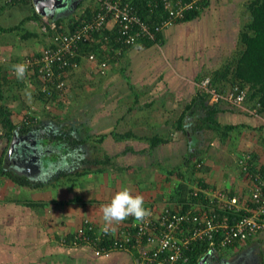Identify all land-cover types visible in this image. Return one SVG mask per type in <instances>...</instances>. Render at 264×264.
Listing matches in <instances>:
<instances>
[{
  "label": "rangeland",
  "instance_id": "rangeland-1",
  "mask_svg": "<svg viewBox=\"0 0 264 264\" xmlns=\"http://www.w3.org/2000/svg\"><path fill=\"white\" fill-rule=\"evenodd\" d=\"M220 1L223 3V0ZM234 1L236 3L233 4L231 11L228 12L229 19H231L232 22L231 24L227 25L225 20L222 26L223 29H221L225 31V33L229 31V34L227 35V43L228 40L231 41L234 38L230 48L233 50L230 51V53H228L226 56L219 54V58H213V61H210L212 59L207 60L205 53L207 38H205L203 39V43L198 42L197 44V50L194 51L196 58L201 57L203 62H217V67H221L224 65V62H226L225 58L228 59L231 56L233 57L241 49L239 34L243 24L247 21V16L245 13L247 0ZM86 2L89 1L86 0ZM223 4H218V7H214L215 10H208L206 15H208L210 18L213 14L218 13L216 9L220 6H223ZM15 7V13L11 11V8L10 10L8 9L9 11L5 10L0 12L1 27H10L11 25H15L20 20H22V18H24L23 14L28 15V13H30V11H28L27 8L22 5ZM19 12L22 13V16ZM17 14H20V16L18 17ZM65 14L67 13L62 14V16ZM217 17L218 16H216V19ZM204 24L205 23L201 22L200 26L203 28ZM205 25V27H209L208 24ZM213 25L215 26V23H213ZM183 29V35H179L180 37L176 39L173 35L174 27L170 28L169 34L172 37L167 38L166 44L162 48L167 55V59L169 58L170 61L171 57L169 55L168 49L180 53L182 61L187 51L181 50V52V47L179 48L177 45L178 43L175 44V42H179L181 39L186 42L187 40H190V38L198 40L203 36L201 33H198L199 28H194L191 30L190 26L183 25ZM217 30L220 32V29ZM22 33L23 32L8 36L2 33L0 35V65H3V68L5 67L4 71H6L5 75L7 77L5 81H0V90L3 92V101H0V104L4 103L3 105L10 109L11 120L15 124L21 125L23 122H27L29 120L28 117H35L37 123L32 125V127H37L39 125L47 126L46 134L40 130L35 131L36 127L32 128L29 131V138H27L26 143L29 146V153L32 149H37L40 154L42 152L41 165L44 164V166H48L46 174H50V176H56L57 172H59L61 168L67 167L68 160L62 156L61 151H59L58 148H55L58 146L51 144L45 139V136L43 135L50 137L52 134H58L59 131L63 133H71L73 129L75 130L77 127L81 126L82 128L87 129V133L91 134L93 139L89 140L88 144L85 145L86 148H83L82 146L78 147L77 151H79V153L82 149H85L84 154L80 153V155L76 150L70 152L71 154L79 156L85 160L91 158V152L89 151V148L91 147L90 145L98 147L102 151L100 156H103V154L114 155L117 153H123L126 147L129 146L134 149V151H137V153L134 155L127 153L125 155L119 156L115 163L118 164L117 167H126V165L133 163L132 165H140V170L136 169L137 167L132 166V171L126 173L117 171L116 173L113 169L108 168L95 177H89L92 179L91 182L90 179L88 180L89 185L94 183V187H100V189L103 190L102 193H95V198L105 194L104 197H102L99 201H107L106 204L111 202L112 198L117 192L125 188L129 189L133 195H142L145 201L144 204L150 202L159 204L164 201L168 202L163 196L172 191L179 184H184L187 189L192 191L202 188L199 186L201 181L200 179H202L204 183L208 185V188H228L231 184H233L235 187L237 185H242L240 183V179L237 178L240 171L237 162L238 158L241 156L237 155V153H239V150L241 149L248 151L254 149L256 151L255 148L257 146L256 142H254V135H250L246 129L243 128L230 133V136L224 142H221L217 133L211 131L203 132L196 135V137L193 136L195 140L194 142L192 141V144L194 143L193 145L195 149L203 150L202 164H204V166L210 167L211 171L209 174H206L202 177V173L197 170L198 166H196L195 172H191L190 170L186 171L185 177L187 180L184 183L183 180L174 176L172 178L163 179V175H161L162 172L157 170L155 166L151 165V159L146 156V153H139V151L142 149L148 148V144L144 140L114 141V139L108 135L101 144L94 142L99 137V135L109 134L111 132L118 134L131 132L133 135L139 138L152 137L156 134H159L162 138H169L172 143L164 146L163 148V152H166V156H168L166 164H168V166L171 164L170 167L178 165L182 166L184 161L183 156L187 155L188 151L193 149V147H189L188 145L191 142L190 140H193V138H184L181 133L175 132L174 127L172 126L180 116L181 111H177L173 105H170L169 109L161 107L158 101L156 103L157 106L155 109L151 108L147 110L145 109L143 111H129L128 109L131 107L143 106L149 101H155L156 98L152 97L150 99L147 98V96H140L136 101L134 99V92L127 89L128 85L126 82H122V80H120V82L114 84L113 79H108V83L105 79L106 77L99 79V77L102 76L100 74L93 75V73H95V69L93 66H91V63H81V65L77 66L76 68L62 73V79L60 82H63V86L61 90H58L56 89L55 85V91L57 94L55 100L51 99L40 101L37 97L38 89L40 90V87L37 88L35 84H32L27 72L23 80H18L13 70L10 68L6 70V66L10 65L12 61L11 57L9 56L12 52L10 51V54L6 53L4 55V44H11L10 46L16 44V47L18 46L19 48L18 53L22 55V59L25 56H31L34 54V49L30 48V45H28V43L32 44L31 42H34V40L22 38ZM171 39L173 43L169 42ZM209 43L212 48V39ZM193 44L196 45V42ZM10 46H8V49H12L9 48ZM21 46L22 48L20 49ZM36 48L37 51H39V49H41V45H37ZM14 54L16 55L17 53L14 52ZM117 61V67L119 69L120 67L124 68L127 58L121 57ZM200 62L201 61H198V63ZM169 66L176 68V65H172V63H169ZM2 75H4V73H2ZM60 76L61 75L59 74V77ZM119 77L122 76L119 75ZM45 89H47V86L44 84L41 87V91H44ZM134 91H136V89ZM119 97L120 99H117ZM225 117H229V115L221 116L219 119L223 120ZM34 141L35 145H32L31 143ZM237 146H239L241 149H237ZM62 147H64V145H62ZM52 150L53 154H51ZM4 153L5 152L1 153L0 155H4ZM227 155L230 156L232 163L229 165L231 170L228 176L224 174L225 171L223 170V165H225L224 162L228 157ZM159 156L162 157V155ZM168 166L164 165V168L168 170ZM183 169L184 168L182 167L180 172H184L185 170ZM57 178L58 177L56 176V179ZM61 182L64 183V181ZM68 186L69 185L67 184L65 186H55L49 191L51 193H53V190L60 192L63 189H68ZM91 186L89 190L91 189ZM78 188L79 189L75 188L74 186L70 188L72 197H74L73 191H79L80 186ZM78 195H81V192H79ZM92 195V193L89 194L88 192V199ZM99 210L101 209L99 208ZM216 259L217 262L223 259L228 260L227 262H230V264H263L264 236L263 238H260V240H254V242L248 243V245L241 249L237 248L234 251H228L227 255H223L222 258Z\"/></svg>",
  "mask_w": 264,
  "mask_h": 264
},
{
  "label": "crops",
  "instance_id": "crops-1",
  "mask_svg": "<svg viewBox=\"0 0 264 264\" xmlns=\"http://www.w3.org/2000/svg\"><path fill=\"white\" fill-rule=\"evenodd\" d=\"M73 1L75 6L72 11L63 16L61 13L59 14V17L61 16L64 19H67L72 15L76 16V14H78V12L85 7L78 8V5H81V3H84L83 5H85L86 0ZM223 3L220 0L209 1L207 8L208 10H213L214 7H218V4H223V6H220L216 9L218 13L213 14L210 18L208 15H206V10L205 12H201L198 19H194L190 22L176 23L171 26L174 27L173 35L176 39L180 37L179 35H183V25L190 26L191 30L194 28H199L198 33L203 35L202 38H199L198 40L190 38V40H187L186 42L183 39H181L179 42H175V44L178 43L177 45L179 48L181 47L180 51L187 50L183 61L181 60L182 57L180 53L168 49L171 61H173L171 62L169 58L167 59V55L162 49L166 44L167 38L172 37L169 34L171 28L169 27L162 34L163 40L159 42L158 45L151 44L148 47L138 46L124 51L122 57L127 58L125 63L127 66L125 65L124 68L126 69H124L122 72L123 74L121 73L123 68L120 67L119 69L116 65L118 63L117 61V63H107V69L104 75L98 73L95 63H91V66H93L95 69V73H93V75L100 74L102 77H99V79L106 77L105 79L107 80V83L108 79H113L114 84L120 82V80H122V82H126L128 85L127 89L134 92V99L136 101L140 96H147V98L150 99L152 97L156 98L155 101H149L143 106L131 107L128 109L129 111H143L145 109L147 110L151 108L155 109L157 106L156 103L158 101L161 107L169 109L170 105H173L177 111H181L182 113L185 110L188 102L191 101L198 90L196 85L198 83L197 79L201 78L203 75H205V73L207 74L208 72L219 68L217 67V62H203L201 57H195L194 51L197 50L196 48L198 42L203 43V39L207 38L205 53L207 60L212 59L210 61H213V58H219V54L226 56L228 53H230V51L233 50L230 48L234 38L231 41L228 40L227 43V35L229 34V31L225 33V31L221 29H223L222 26L225 20L227 25L231 24L232 20L229 19L228 12L231 11V7L236 2L234 0H223ZM14 10H16V7L11 9L13 13H15ZM20 14L22 16V13ZM20 14H17V16L19 17ZM29 14L30 13H28V15ZM23 16L26 17L27 15L23 14ZM216 16H218L217 19ZM201 22L208 24L209 27H205L206 25L204 24L202 28L200 26ZM213 23H215V26ZM25 27L36 30L37 32L36 24L33 21L26 24ZM217 29H220V32ZM211 39L212 48L209 43ZM33 40L34 42L30 41L32 44L28 43V45H30V48L34 49L35 52L37 51L36 46L40 44L38 40L40 42L41 40L42 42L45 41L40 39V37L38 40L35 38H33ZM169 42L173 43L172 39L169 40ZM194 42H196V45L193 44ZM10 45L11 44H4V55L6 53L10 54L12 52L9 55L11 57L12 63L15 61L17 56H21L22 59V55L18 53V46L16 47V44L13 46ZM40 45L42 46V44ZM8 46H10L9 48L12 49H8ZM21 48L22 46L20 49ZM14 52L17 54L15 55ZM88 55L89 54L81 56L78 66L81 65V63H90L87 60ZM20 60L18 61L20 62ZM226 60L227 59L225 58V61ZM198 61L201 62L198 63ZM19 62H16L15 64ZM169 63L176 65V68L170 67ZM119 75L122 77H119ZM135 89L136 91H134ZM117 99H120V97ZM228 106L230 109L222 106L221 103V106L219 107L226 112L218 114L217 120H219L220 123L223 122V125L244 124L247 128L243 129H246L250 135H254V142L257 144L255 148L257 152L254 149L251 151L243 150L237 146V149H241L237 155L242 156L245 153H252L254 156L253 161L255 163V168H264V128H261V126L264 125V114L254 115L252 113L254 110L249 108L247 104H243L242 108H235L230 105ZM225 115H229V117H225L223 120L219 119L221 116ZM174 124L172 125L173 127ZM240 129L241 128L238 130ZM156 135L161 137L159 134ZM194 140L195 138L193 137L192 141L194 142ZM10 143L11 141L8 143L5 139L0 138V154L3 152L6 153V151L9 149ZM193 144L192 147L195 148ZM188 145L190 147V144ZM51 154H53V150L51 151ZM162 154V157H160L159 155L161 154H159L158 151H154L153 153L146 152V156L151 159V165L155 166L157 170L162 172L161 175H163V179H167V172L164 173L163 168L164 165L168 166V164H166L168 156H166V152H163ZM121 155L125 154L119 153V156ZM74 158L75 157L73 156L72 159ZM12 159L14 158H11L10 162L7 163L5 162L4 155V158H2L1 161V167L2 165L4 166V164H6L7 170L9 165H11ZM116 160L117 158L115 161ZM72 163V161H68L67 167L62 169L66 171L71 169V171L75 172V167L72 165ZM224 163V174L228 176L231 170L229 165L232 164L230 156L227 157ZM132 164L126 165V167L131 168L132 166H135L137 167L136 169H141L139 168L141 167L140 165ZM170 165L168 166V169H174L175 166L170 167ZM46 168L48 169L47 166ZM47 169H44V175L46 177L49 175L50 177V174H46ZM132 170L133 169L131 168L129 170H123L122 172L126 173ZM115 172L117 173V171ZM237 178L240 179V183L242 185H237L236 187L242 190L243 186L246 184V181L241 171H239ZM48 181H31V183H42L44 186L43 188H32L30 186H20L11 181V179H9L7 176L0 174V264H138L137 255L134 252L110 251L106 254L96 255L93 248H91L92 246L90 245H72L71 243H62L61 239L65 235H69L75 231L85 219L92 222V224L97 227V230H109V232L112 233L116 232L120 228L121 224L112 223L109 225L103 220L102 206L106 205L107 201H99L102 197H104L105 194L95 198V193H102L103 190H101L100 187H94V183L91 184L92 186L90 193H92L93 196H90V198L93 197L96 202H86L83 205L73 202V199L80 196L78 195L80 190L73 191L74 197L71 196L70 188L63 189L60 192L53 190V193H51L49 190L54 188V186H48ZM62 183H59V185L65 186ZM228 188L233 189L235 186L231 184ZM87 193L84 199H88ZM82 194L83 192H81V195ZM159 204L162 205L161 203ZM157 206L158 204L153 202L144 204L145 208H156ZM99 208L101 210H99ZM260 238H263V236ZM63 239L66 241L65 237Z\"/></svg>",
  "mask_w": 264,
  "mask_h": 264
},
{
  "label": "trees",
  "instance_id": "trees-1",
  "mask_svg": "<svg viewBox=\"0 0 264 264\" xmlns=\"http://www.w3.org/2000/svg\"><path fill=\"white\" fill-rule=\"evenodd\" d=\"M89 1V0H88ZM210 0L205 1L200 10H190L187 12L183 19L179 20L177 23H184V22H190L194 19H198L200 17V14L202 11H208V4ZM83 2V1H82ZM133 7L137 10L138 15H140L144 20L148 22H156L158 23L161 18L164 17L165 14H163L164 6L163 4H160L158 1L156 2V7H154L153 12L149 10L147 7V0H131ZM81 3V5H78V8L84 7L81 9V11L76 14V16L68 17L67 19H64L63 17H56L54 20L58 24H64L66 25L67 31H72L79 23L81 22H88L92 17V12L94 11V8H91V4L89 2ZM22 5L25 8H27L28 11H30V14L26 17L22 18L17 24L11 25L10 27H1L0 26V35L2 33L8 35H15L20 34V32H23L21 34V37L24 39H33L35 38L38 40L43 39L45 42H41L38 40L40 44H42L41 49L51 47L50 44V35L42 33L40 31V20L41 15L38 14L35 11V8L33 6L32 0H13L11 2L7 0H0V12L5 10H10V8H14L15 6ZM245 7V13L247 16V21L243 24L242 29L239 34V42L241 45V49L238 51L236 55L233 57L231 56L224 62V65L219 67L218 69L208 72L207 74L203 75L201 78L197 79V82H201L204 78H209L211 84L219 91H225L227 88L231 86H237L239 89L245 91V100L244 104H247L249 108L253 109L256 114H264V0H247ZM8 10V11H9ZM35 22L36 24V30L26 28L25 25L29 22ZM101 37H98L95 35L96 38H99L100 41H93V42H86L82 43L79 46V49L76 52V56L73 59L74 62L79 63L81 56L87 55L92 53L97 61L99 63L105 62V63H116L117 60H119L122 57V54L125 50L129 48H135L138 46L148 47L149 45L153 44L148 40H142L138 45H135L133 47H127L121 44L120 42L116 41V30L115 28L109 29L108 26L105 27ZM106 37V40H105ZM157 40L161 42L163 40L162 34H159L157 36ZM41 54V51H35L34 54L31 56L39 57ZM30 56V55H29ZM29 56H25L22 60H20V57H16L15 61L13 63L11 62L10 65L6 66V70L8 68L12 69V65H14L16 62L23 63L26 58ZM3 65H0V81L6 80V71L5 67H2ZM56 68H54L55 70ZM70 69H65L63 71H58L56 69V73L60 74L61 76L56 79V76H54L53 80L49 83H45L47 86V89L44 91H41V87L43 82L39 79V74L37 72V69L34 68L33 73H27L29 76V79L31 80L32 84H35L37 88L40 87V90L38 89V99L40 101H46V100H55L57 97L56 91H55V85L62 79V73L65 71H68ZM124 71V68L121 70V73ZM4 73V75H2ZM123 74V73H122ZM3 92L0 90V101H3ZM16 99V97H15ZM4 104V103H3ZM3 104H0V138L5 139L8 143L11 141L14 134L18 135H25L26 133H29V131L36 127H32V125L37 123V120L35 117H28L29 120L26 122H23L21 125L15 124L11 120V111L9 108L4 106ZM220 104V105H219ZM224 104V105H223ZM227 103H222V106H225L230 109ZM219 106H221V102L219 103H210L208 100V95L203 90L198 89L196 91L195 96L191 99V101L188 102V104L185 107V110L180 114L178 119L174 122V131L181 133L184 138L186 139H192L193 136L198 135L199 133H203L206 131H211L214 133H217L220 137L221 142H224L228 139L230 136V133L237 131L239 128H247L244 124L240 125H223L222 123L217 120V115L220 113H224L226 111H223ZM231 111V110H230ZM234 112V111H232ZM39 123V121H38ZM39 125V124H38ZM264 128V125L261 126V128ZM36 130L43 131L44 134L47 133L46 129L47 126L45 125H39L35 128ZM45 131V132H44ZM73 132V133H72ZM71 133H63L60 132L58 134L53 135L50 137L47 135L45 136V139L49 141L51 144L58 146L55 148H58L59 151H61L62 156H64L68 161H72L73 166L75 167V172L70 171H64L60 170L57 172V179L56 176L51 175L49 179V185L48 186H59V183H62L61 181H64V185H69L68 187L71 188L72 186L78 188L80 186V192H83L82 195L78 196L77 198L73 199V202H77L80 204H85L86 202H96L93 197L90 199H84L87 192H91L89 190L90 186L88 180L89 177H95L96 175L102 173L106 169H114L115 171H123V170H129L131 168L128 167H117L118 164L115 163V159L119 157V154L114 155H108L103 154V156H100V153L102 152L98 147L92 146L89 148V151L91 152V158L83 159L79 156H76L74 154H71L73 150L78 149V147L82 146L83 148L88 144L89 140L93 139V136L89 133H87V129L80 127H77L75 130L73 129ZM42 133V134H43ZM76 133V134H75ZM76 135V136H75ZM110 136L114 139V141H125V140H134V141H141L144 140L148 144V148L142 149L139 151V153H153L154 151L161 155L162 149L164 146H167L168 144H172L169 138H162L157 135H154L152 137H143L139 138L135 135H133L131 132H125L123 134H118L111 132L109 134H101L99 137L94 141L98 144H101L107 136ZM47 136V137H46ZM189 143L192 147V140ZM175 144V143H174ZM64 145V147H62ZM79 153V151H77ZM81 154L85 153V149H82L80 151ZM79 153V154H80ZM131 153L136 154L137 151H134L130 146L126 147V149L123 151L122 154ZM80 154V155H81ZM252 158L254 157L252 153H249ZM5 155V154H4ZM4 155H0V174L3 176H7L11 181L15 182L16 184L20 186H30L35 188H43L44 186L42 183L33 182L27 180L25 177H23L20 174H15L13 171H6V165H2L1 167V161ZM75 157L72 159V157ZM203 150L195 149L193 148L191 151L189 150L187 155L183 156V163L182 166L178 165L175 166L174 169H168L166 170L163 168V172H167L168 178L176 177L178 179L183 180V183L186 182L187 178L185 177L186 171L190 170L191 172H195L196 166H198L197 170L202 173V177L206 174H209L211 169L210 167L204 166L203 163ZM72 159V160H71ZM78 160V161H77ZM77 161V162H76ZM202 164V165H201ZM184 168V172H180V170ZM82 168V169H81ZM81 170V171H80ZM261 174H264V168H261L258 170ZM256 172V170L254 171ZM93 175V176H90ZM96 179V178H94ZM92 179H90L91 182ZM200 184L203 189H207L208 185L204 183L202 179H200ZM46 182V183H48ZM54 182V183H53ZM45 184V183H44ZM223 188V187H221ZM79 189V188H78ZM229 190V194L231 196L237 194L236 187L233 189L230 188H223V192L226 190ZM192 190L187 189V187L184 184H179L176 188H174L169 193L165 194L163 196L166 201L168 202H162V203H171L172 211L179 210L177 208V205H182L183 209L182 211H185L188 209V205H186L188 200V194H190ZM88 194V193H87ZM93 196V195H92ZM196 200L202 201L204 204L209 203V199L205 197L202 193L198 194V197L194 198ZM153 212V210H151ZM180 211V210H179ZM218 213V212H216ZM232 218V217H231ZM85 219L84 221H86ZM83 221V222H84ZM131 220H125V223H130ZM92 224V222H89ZM83 223L79 226L81 228ZM89 225H83L82 229L84 232V236L88 239L94 240L96 239V235L99 234V230H97V227L92 224L91 230H88ZM78 228V229H79ZM73 231L69 235H65L66 241L65 243H71L74 239L75 233H77V230ZM106 233V232H105ZM107 235V233L105 234ZM260 237L262 235L256 236L253 239H248L246 241H240L234 244H231L227 247V249H224V256L227 255L228 251H234L237 248L241 249L244 246L248 245V243L254 242V240H260ZM99 243L96 242V245L99 247L107 248L109 244H111V241L107 238V236H103L99 238ZM216 239V245L214 248L208 246V242L206 241H198L190 244L187 248L183 250V256L182 259L178 262V264H197L198 261L208 253L210 250L218 251V246ZM77 245H86L82 241H77ZM91 248H95V246H92ZM166 257V255H163ZM222 258L223 255L220 253L219 258ZM156 264V263H153ZM264 264V262H263Z\"/></svg>",
  "mask_w": 264,
  "mask_h": 264
},
{
  "label": "built area",
  "instance_id": "built-area-1",
  "mask_svg": "<svg viewBox=\"0 0 264 264\" xmlns=\"http://www.w3.org/2000/svg\"><path fill=\"white\" fill-rule=\"evenodd\" d=\"M49 1L39 0L38 3L45 4ZM157 1L163 4L165 14L158 23H150L138 15L131 0H89L91 8H94L91 19L79 23L72 31H67L66 25L58 24L49 15H41L40 31L50 35L51 47L42 49L39 57L29 56L24 60L27 73H33L36 68L43 84L51 82L54 76L59 78L56 69L63 71L76 68L78 63L73 59L80 44L99 42L100 39L95 35L101 37L107 26L109 29L115 28L116 41L124 46L133 47L144 39L158 45L159 34H163L183 19L190 10H200L207 0H147L150 11L153 12ZM87 60L95 63L101 75L105 74L107 63H99L92 53L88 55ZM196 85L207 93L211 104L221 102L235 108H242L244 104L245 91L237 86L219 91L211 84L209 78H204ZM62 86L63 82L59 81L56 89L61 90ZM252 113L257 115L255 111ZM237 164L246 184L242 190L236 188L237 194L233 196L229 194L228 189L223 192L221 187L199 188L188 194V209L185 211H182V205H177L180 211H172L171 203H162L156 208L147 207L146 209L153 212L151 211V215L143 221L129 217L130 223H119L121 226L114 233L109 230L99 231L96 239L92 241L84 236L83 225H89L88 230L92 228L90 221L86 220L75 233L71 244L77 245V241H82L95 246L93 250L96 255L110 251L134 252L138 264H178L182 259L183 250L190 244L206 241L209 247L214 248L217 239L218 251L212 249L207 254L219 258L220 253L224 255V249L231 244L253 239L258 234L264 236V174L255 168L249 153L239 157ZM199 193L209 199L208 204L200 200L195 201L194 198L198 197ZM103 236H107L111 241L107 248L96 245Z\"/></svg>",
  "mask_w": 264,
  "mask_h": 264
},
{
  "label": "water",
  "instance_id": "water-1",
  "mask_svg": "<svg viewBox=\"0 0 264 264\" xmlns=\"http://www.w3.org/2000/svg\"><path fill=\"white\" fill-rule=\"evenodd\" d=\"M39 0H33V4L35 6V11L40 15H49L50 18L59 17V14L70 13L74 8L73 0H50L45 4H39ZM29 136V135H27ZM18 134L13 135V139L10 143L9 149L5 153V162H10L11 158H17V163H13V159L11 160V165H9L10 169H16L13 172L15 174H20L25 177L29 181L41 180L43 181L46 176L44 175L45 170L47 169L44 164L41 165V154L39 151L32 149L29 153V146L27 143V138H22V141L17 142ZM23 141L25 143H23ZM24 144V145H23ZM35 145V141L31 143ZM25 152L28 154L26 155ZM6 165V164H5ZM8 167V168H9ZM48 167V166H47ZM48 170V169H47ZM49 177V175H47ZM210 255H204L197 264H209ZM228 261V260H227ZM225 264H230L227 262Z\"/></svg>",
  "mask_w": 264,
  "mask_h": 264
},
{
  "label": "clouds",
  "instance_id": "clouds-1",
  "mask_svg": "<svg viewBox=\"0 0 264 264\" xmlns=\"http://www.w3.org/2000/svg\"><path fill=\"white\" fill-rule=\"evenodd\" d=\"M12 69L18 80L24 79L27 72L26 64H14L12 65ZM144 203L145 201L142 195H133L129 189H122L115 194L109 204L102 206L103 220L109 225L112 223H121L129 217H134L136 221H143L151 215V211L144 207ZM211 258L214 257L210 255L209 259Z\"/></svg>",
  "mask_w": 264,
  "mask_h": 264
},
{
  "label": "flooded vegetation",
  "instance_id": "flooded-vegetation-1",
  "mask_svg": "<svg viewBox=\"0 0 264 264\" xmlns=\"http://www.w3.org/2000/svg\"><path fill=\"white\" fill-rule=\"evenodd\" d=\"M35 131H37V130L35 129ZM27 135H29V133H26L25 135H18L17 142L20 143V142L22 141V138H25V137H26V138H29V136H27ZM12 139H13V137H12ZM12 139H11V141H12ZM23 143H25V142L23 141ZM23 145H24V144H23ZM4 154H5V153H4ZM25 154L28 155L26 152H25ZM3 158H4V157H3ZM16 159H17V158H14V159H13V163H14V162L17 163ZM15 163H14V164H15ZM5 169H6V168H5ZM12 169H13V168H12ZM12 169H10V167H9L7 170H8V171H13V170L16 171V169H13V170H12ZM7 170H6V171H7ZM69 171H70V170H69ZM49 179H50V177H49V178L46 177L44 180H45V181H48ZM216 260H217L216 258H211V259L208 260V263H209V264H225L226 261H227V260H224V259H223V260H220L219 262H217ZM238 260H239V259H238ZM229 263H230V262H229Z\"/></svg>",
  "mask_w": 264,
  "mask_h": 264
}]
</instances>
